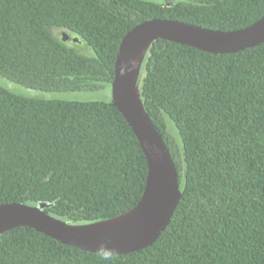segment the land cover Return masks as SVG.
<instances>
[{
  "label": "trees",
  "instance_id": "obj_1",
  "mask_svg": "<svg viewBox=\"0 0 264 264\" xmlns=\"http://www.w3.org/2000/svg\"><path fill=\"white\" fill-rule=\"evenodd\" d=\"M263 15L264 0H0V78L46 92L101 90L124 35L143 21L232 31ZM139 85L179 173L166 230L112 254L18 226L0 234V264H264V42L214 53L157 39ZM147 178L112 97L41 98L0 85V204L46 203L58 218L90 223L134 208Z\"/></svg>",
  "mask_w": 264,
  "mask_h": 264
},
{
  "label": "water",
  "instance_id": "obj_2",
  "mask_svg": "<svg viewBox=\"0 0 264 264\" xmlns=\"http://www.w3.org/2000/svg\"><path fill=\"white\" fill-rule=\"evenodd\" d=\"M63 36L64 40L69 39L65 32ZM160 38L208 52H237L264 42V15L252 25L232 31L167 18L149 19L129 30L116 57L111 97L147 158L148 178L142 198L121 215L77 224L49 213L46 203H1L0 234L29 226L69 246L126 254L151 245L166 230L182 196L179 173L168 145L145 107L139 85L145 56L151 44Z\"/></svg>",
  "mask_w": 264,
  "mask_h": 264
},
{
  "label": "rangeland",
  "instance_id": "obj_3",
  "mask_svg": "<svg viewBox=\"0 0 264 264\" xmlns=\"http://www.w3.org/2000/svg\"><path fill=\"white\" fill-rule=\"evenodd\" d=\"M84 51L87 54H92V50L83 43ZM0 85L8 88L9 90L22 94L25 96H36L41 98H57L65 100H90V99H110L111 86L107 85L106 88L94 91H77V92H46L40 90L28 89L20 84L11 82L8 79L0 78Z\"/></svg>",
  "mask_w": 264,
  "mask_h": 264
}]
</instances>
